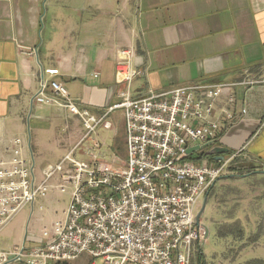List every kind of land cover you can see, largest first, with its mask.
<instances>
[{"label":"crops","instance_id":"1","mask_svg":"<svg viewBox=\"0 0 264 264\" xmlns=\"http://www.w3.org/2000/svg\"><path fill=\"white\" fill-rule=\"evenodd\" d=\"M27 48L36 53L20 52ZM123 48L133 50V63L143 70L129 86L133 98L198 82L230 84L219 104L232 111L234 120L225 124L220 138L243 121L255 131L237 152L264 167V0H0L1 155L8 156L12 138L21 137L28 144L24 155L32 156L41 181L43 170L59 162L84 133L78 118L33 100L41 70L57 68L58 75L44 78L62 83L80 106L99 117L125 89L115 78L117 53ZM247 79L255 82L242 85ZM116 110L122 111L124 137L118 139L114 132L106 145L98 130L113 129L110 117ZM29 119L32 127H27ZM99 128L75 156L87 159L86 150L99 142L97 154L108 162L113 156L125 158L123 110L109 112ZM44 156L54 159L47 162ZM58 182L55 175L46 194L0 231L1 250L36 245L43 239L39 223L45 217L49 232L65 218L70 194L64 192L67 202L60 206ZM88 259L83 254L63 264H86Z\"/></svg>","mask_w":264,"mask_h":264},{"label":"built area","instance_id":"2","mask_svg":"<svg viewBox=\"0 0 264 264\" xmlns=\"http://www.w3.org/2000/svg\"><path fill=\"white\" fill-rule=\"evenodd\" d=\"M20 52L31 56L36 49ZM133 57L130 48L118 51L115 78L125 89L99 117L80 106L62 83L44 78L58 75L57 68L41 70L33 100L78 118L84 133L59 162L43 170L39 182L32 156L24 155L28 144L19 136L12 138L5 149L8 156L0 153V231L46 194L55 175V187L69 192L70 202L65 218L56 220L50 232L45 229L38 244L0 249V264H59L83 254L90 264L97 259L101 264H189L195 244L204 237L194 217L231 160L225 157L221 165L212 166L191 157L217 146L225 124L234 120L232 111L219 104L230 84L198 82L162 92L148 90L133 98L129 86L143 75ZM254 82L247 79L242 85ZM227 101L232 103L234 97ZM115 109L123 110L126 157L113 156L108 162L97 154L100 144L95 142L86 150L87 159L77 158V147ZM195 146L198 149L188 152Z\"/></svg>","mask_w":264,"mask_h":264},{"label":"rangeland","instance_id":"3","mask_svg":"<svg viewBox=\"0 0 264 264\" xmlns=\"http://www.w3.org/2000/svg\"><path fill=\"white\" fill-rule=\"evenodd\" d=\"M45 9L46 5L43 7V12ZM121 113V110H116L111 114L112 130L105 131L100 128L98 130L99 135L106 139V145L112 142L114 132L117 133L118 139L124 137ZM27 127H32L30 119ZM253 131L255 129L240 121L218 139L219 144L230 150L225 154L226 158L231 160L225 167L223 175L234 176L220 178L209 190L206 207L200 218L204 236L206 227L208 237H203L202 241L195 244L189 264H244L255 258L264 259V173L256 172L263 171L264 167L255 159L244 156L246 152L241 155L237 152L242 145L246 144ZM60 134L66 135L67 132ZM210 148L202 149L191 158L212 166L221 165L222 161H215L213 156L208 154ZM235 153L236 156H232ZM123 155L126 157L125 152ZM118 157L123 158V156ZM44 158L47 162L54 159L52 156H44ZM248 173L250 174L242 176ZM57 193L60 206L65 205L67 195ZM46 223L45 217L39 223L40 231L47 228ZM228 232L229 235L222 236ZM90 261L89 258L86 264H90ZM96 262L101 264V259H97Z\"/></svg>","mask_w":264,"mask_h":264},{"label":"water","instance_id":"4","mask_svg":"<svg viewBox=\"0 0 264 264\" xmlns=\"http://www.w3.org/2000/svg\"><path fill=\"white\" fill-rule=\"evenodd\" d=\"M199 146H195V147H192V148H189L188 152H192L193 150H196L198 149ZM230 150L226 147H223V146H213L212 148H210V150L208 151V154L209 155H212L213 156V160L215 161H222L224 160L225 158V154L229 153ZM256 172H261V173H264V170L263 171H256ZM250 173L248 174H245V175H242V176H247L249 175ZM234 175L230 174V175H222L220 176L219 178H217L216 180H214V182L212 183V187L214 186V184L222 177H225V178H230V177H233ZM207 196H208V192L205 194V196L202 198V201H201V206L197 212V214L195 215L194 217V223L195 225H201V222H200V218L202 217L203 213H204V210H205V207H206V202H207ZM205 238L208 237V229L205 227ZM11 259V258H10Z\"/></svg>","mask_w":264,"mask_h":264},{"label":"trees","instance_id":"5","mask_svg":"<svg viewBox=\"0 0 264 264\" xmlns=\"http://www.w3.org/2000/svg\"><path fill=\"white\" fill-rule=\"evenodd\" d=\"M212 189V188H211ZM229 235V232L226 233V235H222L223 237ZM244 264H264V259H252V260H249L247 261L246 263Z\"/></svg>","mask_w":264,"mask_h":264},{"label":"flooded vegetation","instance_id":"6","mask_svg":"<svg viewBox=\"0 0 264 264\" xmlns=\"http://www.w3.org/2000/svg\"><path fill=\"white\" fill-rule=\"evenodd\" d=\"M226 157V156H225Z\"/></svg>","mask_w":264,"mask_h":264}]
</instances>
